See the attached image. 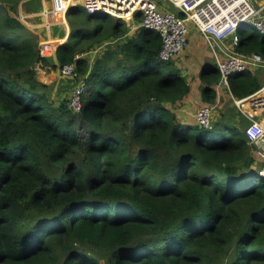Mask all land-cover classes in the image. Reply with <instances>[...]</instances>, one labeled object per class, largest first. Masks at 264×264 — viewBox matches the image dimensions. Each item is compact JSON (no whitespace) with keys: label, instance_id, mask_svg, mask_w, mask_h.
<instances>
[{"label":"trees","instance_id":"16d2710c","mask_svg":"<svg viewBox=\"0 0 264 264\" xmlns=\"http://www.w3.org/2000/svg\"><path fill=\"white\" fill-rule=\"evenodd\" d=\"M19 1L0 0V264H264V160L247 119L179 122L171 107L189 85L159 59L156 31L125 36L121 20L78 5L68 40L41 53ZM120 36L91 66L81 56ZM235 50L264 58V37L244 32ZM65 64L86 76L79 113L37 78ZM257 71L228 78L234 98L262 86ZM219 76L201 70L202 102Z\"/></svg>","mask_w":264,"mask_h":264},{"label":"built area","instance_id":"2783aa9c","mask_svg":"<svg viewBox=\"0 0 264 264\" xmlns=\"http://www.w3.org/2000/svg\"><path fill=\"white\" fill-rule=\"evenodd\" d=\"M54 3V6H53ZM159 3L171 4L178 10L159 7ZM81 6L88 14L107 15L122 20L129 29L131 36L143 28L156 31L161 40L159 59L171 61L184 52L189 44L190 28L199 32L210 48L219 42L229 40L230 52L225 59L217 60L216 67L220 73L214 90L219 99L222 94H228L237 113L247 119L244 134L247 144L251 147L253 156L264 160V82L254 93L234 98L229 90L228 78L235 73L247 70L256 71L264 68V58L260 54H241L235 46L244 32L254 30L264 37V1L259 0H83V2L68 5L62 11L58 10L56 0L46 10V17L51 24L65 18L69 6ZM105 46H98L82 54L90 55L91 59ZM36 72L43 71L36 67ZM60 75L76 81L73 87L69 107L73 113H79L82 107V96L86 89V76L83 79L76 71L74 64H65L60 68ZM217 104L219 101L216 102ZM216 104L203 105L195 113V124L212 129L217 114ZM259 175L264 177V166L259 169Z\"/></svg>","mask_w":264,"mask_h":264},{"label":"rangeland","instance_id":"374dc122","mask_svg":"<svg viewBox=\"0 0 264 264\" xmlns=\"http://www.w3.org/2000/svg\"><path fill=\"white\" fill-rule=\"evenodd\" d=\"M25 1H27V0H22V1L20 0L18 3V8H17L18 17H20V19L27 26V28L29 30L33 31V33L36 35L37 40H38V46L40 48V52L42 53V51L45 48H48L47 50H45V52L47 54H50L51 51H53V48L60 44V42L57 43L58 39L62 40L64 38V30L65 31L68 30V34H67L66 40L64 39V41L61 43H64L68 40V36L70 33V27H69L68 21L66 19V16L64 19H62L60 17L59 23L46 25V23H50L51 20L46 18V15H45L46 10H44V4L46 3L47 10H49L52 6V0H40V8L38 10H34V11H30V12L24 11L23 3ZM263 1L264 0H259L260 3ZM80 2H83V0H56V5H58V10L62 11L65 7H67V5L80 3ZM166 5L173 12H177L178 9L175 6H172L171 4H166ZM53 6H54V3H53ZM69 7H72V6H69ZM123 29L125 30V32H127V34L130 33L128 27L125 24L123 26ZM48 35H51V36H48ZM49 37H52V38H50V40H48ZM115 42L103 43V44H105L104 49L103 50L100 49V51L97 52L95 57H93L92 59H91L90 55L86 56L85 58L88 60L89 65L91 66L94 63V61L96 59L100 58L102 56V54L107 49H112ZM102 45H100V46H102ZM49 46H53V47H49ZM40 73H44V74H40ZM257 73L259 75L258 76L259 80L261 82H264V68H259ZM36 74H37V78L40 82L47 84L48 89L51 93V98H56V99L61 100L63 97L67 96V98L70 99L73 87L76 84L75 80H72L70 78H65V77H63V78L56 77V79H54V77L58 73L53 75L54 72L49 71V70H46V71L40 70V72H38ZM60 91L62 92L61 95H60V93H58ZM85 91H86V89H85ZM85 91H84V93H85ZM68 92H69V95H68ZM58 95H60V96H58ZM176 105L177 104H175V106ZM200 106H201V104L196 102L195 104L191 105L190 108H188V106H186L184 108H181V107L180 108L171 107V108L174 111H176V110L178 111L180 109V112H181V109H184V111L181 112V114L184 116V119H189V123L192 122L191 119H193V123L195 124L194 115ZM189 123H184V124H189ZM255 159H257V161H256L257 163H260L263 161V160H259L256 156H255ZM103 262H104L103 259H101L102 264H103Z\"/></svg>","mask_w":264,"mask_h":264},{"label":"crops","instance_id":"0c3cea01","mask_svg":"<svg viewBox=\"0 0 264 264\" xmlns=\"http://www.w3.org/2000/svg\"><path fill=\"white\" fill-rule=\"evenodd\" d=\"M159 7L164 8V9H170L167 5L163 3H159ZM44 10H47L46 3L44 4ZM120 23L123 28L125 23L122 21ZM50 24L51 22L46 23V25H50ZM67 34H68V30L67 31L64 30V38L62 40L58 39L57 43L60 42V44H62L61 42H63L64 39L66 40ZM48 36H51V35H48ZM50 38L52 37H49L48 40H50ZM188 39H189V44H188V47L184 50V52H182L181 54H179L178 56H176L170 61L172 65H174L177 69H179L181 75L186 78V81L189 85V93H187L184 96L181 102L176 103L177 104L176 106L173 105L172 107L174 108H180V107L184 108L186 106L190 108L191 105L195 104L196 102L201 104V106L210 105L209 103L202 102L201 100L200 89L203 83L201 82L199 78L200 72L203 68L207 66H210V65L216 66V61L225 59L227 56V53L230 52V49H231L229 40L221 41L213 49L210 48L207 45L204 37L199 32L194 30L193 28H190ZM125 41L126 40H124V38L120 36L119 38L114 39L112 41H108V42H115L112 48L114 50L117 44H119L120 42H125ZM103 49L104 47L102 48V50ZM40 74H44V73H40ZM55 74L56 73H54L53 75ZM56 77L63 78L60 74L59 75L57 74L54 77V79H56ZM262 83L263 82H261V84ZM58 93H60L61 95L62 92L60 91ZM68 95H69V92H68ZM217 101H219L218 104L216 103ZM213 104H216L217 106L216 112L218 115L215 116L216 120L220 118L221 114H225L227 112H229L230 114L237 113L236 109L232 105V102L228 94L223 93L222 96L219 97V99L216 96ZM176 111L175 113H176V116L179 122H181L182 124L189 123V119H184V116L181 114V112H183L184 109H181V112H180V109L177 112ZM191 120L192 122H190L189 124H194L193 119Z\"/></svg>","mask_w":264,"mask_h":264},{"label":"water","instance_id":"95a60500","mask_svg":"<svg viewBox=\"0 0 264 264\" xmlns=\"http://www.w3.org/2000/svg\"><path fill=\"white\" fill-rule=\"evenodd\" d=\"M166 10H168V9H166Z\"/></svg>","mask_w":264,"mask_h":264}]
</instances>
